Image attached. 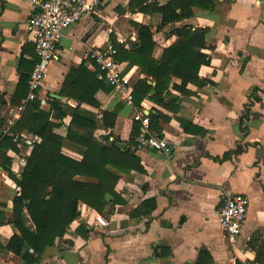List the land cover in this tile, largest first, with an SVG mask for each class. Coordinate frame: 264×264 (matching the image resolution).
Returning a JSON list of instances; mask_svg holds the SVG:
<instances>
[{"label": "crops", "instance_id": "1", "mask_svg": "<svg viewBox=\"0 0 264 264\" xmlns=\"http://www.w3.org/2000/svg\"><path fill=\"white\" fill-rule=\"evenodd\" d=\"M169 2L99 0L64 32L58 58L46 70L35 99L45 112L53 100L63 107L64 116L57 118L54 111L50 117L60 126L57 133L64 137L70 129L90 137V130L82 128L86 122L96 126L91 135L97 141L110 133L127 141L130 122L142 113L157 118L149 132L167 149L145 150L134 138L130 151L139 169L117 174L116 200L107 197L99 214L77 203L76 219L36 264H257L255 251L264 244V0H217L210 11L191 7L189 18L161 27L154 8ZM31 13L30 0H0V144L9 137L14 146L0 149V264H23L4 248L15 234L8 224L18 196L14 179H20L38 143L25 129L13 131L31 103L25 102V80L37 60L28 28ZM136 25L150 30L155 61L175 43L174 29L205 30L202 53L209 61L198 69L199 84H187L186 94L169 87L161 96L163 105L144 99L135 106L126 94L115 93L89 55L108 44L133 47ZM117 64L132 94L144 76L136 66ZM117 106L115 128L103 130L102 113ZM73 116L80 125L73 124ZM62 146L78 157L85 154L69 141ZM235 194L243 195L248 206L239 237L229 243L216 212L224 197ZM23 222L33 232L26 214Z\"/></svg>", "mask_w": 264, "mask_h": 264}, {"label": "trees", "instance_id": "2", "mask_svg": "<svg viewBox=\"0 0 264 264\" xmlns=\"http://www.w3.org/2000/svg\"><path fill=\"white\" fill-rule=\"evenodd\" d=\"M216 2L217 0H173L154 8V12L161 16L160 26L163 27L189 18L191 7L210 11ZM135 27L138 33L136 45L123 49L113 44L116 51L115 62H127L128 68L136 66L144 76L136 83L131 94L135 106H139L144 99L163 105L161 96L169 87L186 94L187 84H199L198 69L209 61L202 53L205 49V30H193L188 26L174 29L171 33L176 37L175 43L164 49L159 61H155L151 57L153 42L150 30L141 25ZM36 62L37 60L33 66ZM30 73L25 80L26 86ZM172 79L179 83L171 84ZM151 81L155 83L153 87ZM148 92L153 93L152 97L146 96ZM166 95L171 94L167 92ZM62 108L55 100L48 112L40 110L36 100L27 103L13 128L15 133L25 129L38 139L26 159L20 179H14L18 196L13 200L8 224L13 226L15 234L4 248L5 252L20 257L23 264L38 263L45 249L63 237L66 228L78 216L77 203L81 202L99 214L107 204V197L116 200L114 188L118 182L117 174L128 175L132 170L139 169L138 160L130 151V147L136 144L134 138L139 134V123L130 122L127 141H123L121 135L114 136L113 133L107 139L97 141L91 135L96 126L86 122L82 128L90 130V137L81 136L70 129L65 131L63 137L57 133L60 126L50 122L54 111L57 118L65 115ZM118 112L119 106L109 113H102L103 130L115 128ZM72 119L73 124H76L78 119L75 116ZM153 121L157 122V118L151 115L150 132L154 130ZM77 125H80L79 121ZM183 125L185 131H189V125ZM109 138L113 139L112 143L108 142ZM11 140L4 137L0 149L10 147L14 150ZM64 140L83 147L85 154L78 157L65 152L62 146ZM4 162L10 164L8 159ZM24 214L31 222L33 232L24 226ZM255 254L257 264H264V244Z\"/></svg>", "mask_w": 264, "mask_h": 264}, {"label": "built area", "instance_id": "3", "mask_svg": "<svg viewBox=\"0 0 264 264\" xmlns=\"http://www.w3.org/2000/svg\"><path fill=\"white\" fill-rule=\"evenodd\" d=\"M99 0H30L32 13L29 19V32L34 45L37 62L28 80V95L25 102H33L42 86L46 70L57 60V47L66 30L78 24L90 11L92 4ZM116 51L111 44L104 49L92 50L89 59L97 66L100 76L115 92L131 101L132 96L124 87L121 71L114 60ZM133 119L139 123L138 145L145 150L165 151L167 145L149 132V118L136 113ZM248 201L243 195H227L221 201L217 220L221 231L229 243L240 235L247 213ZM249 264V263H246Z\"/></svg>", "mask_w": 264, "mask_h": 264}, {"label": "water", "instance_id": "4", "mask_svg": "<svg viewBox=\"0 0 264 264\" xmlns=\"http://www.w3.org/2000/svg\"><path fill=\"white\" fill-rule=\"evenodd\" d=\"M262 192H263V194H264V188H262Z\"/></svg>", "mask_w": 264, "mask_h": 264}]
</instances>
